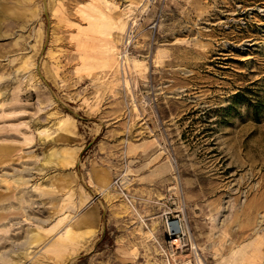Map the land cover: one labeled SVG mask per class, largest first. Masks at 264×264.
Segmentation results:
<instances>
[{
    "label": "rangeland",
    "instance_id": "rangeland-1",
    "mask_svg": "<svg viewBox=\"0 0 264 264\" xmlns=\"http://www.w3.org/2000/svg\"><path fill=\"white\" fill-rule=\"evenodd\" d=\"M169 246L264 264V0H0V264Z\"/></svg>",
    "mask_w": 264,
    "mask_h": 264
},
{
    "label": "bare ground",
    "instance_id": "bare-ground-1",
    "mask_svg": "<svg viewBox=\"0 0 264 264\" xmlns=\"http://www.w3.org/2000/svg\"><path fill=\"white\" fill-rule=\"evenodd\" d=\"M65 132V131H64ZM52 153H48L46 158L50 159L51 158ZM60 161V160H59ZM28 179V178H27ZM15 182L17 183H23L26 181V178H24L23 176H18L16 178H14ZM13 180V181H14ZM29 181V180H28ZM104 182V181H103ZM40 184V183H39ZM56 186V185H55ZM36 187V185H35ZM38 187V186H37ZM41 187H39L40 189ZM39 191V190H38ZM132 204V203H131ZM126 207V206H125ZM6 217V216H5ZM19 217V216H18ZM27 217V216H26ZM96 220L93 217H84L82 218L80 221L76 222V224H71V225H67L68 227L65 229L64 233H66V236H69L70 233H74V234H78L80 235V233H89V232H95L93 224H95ZM183 224H181L179 221H173L171 224H169V228L171 230H176L175 232L184 234V229H183ZM146 233V232H145ZM72 237V236H71ZM65 238V236H64ZM68 238V237H67ZM43 239V237H41L40 234L38 233H34L33 236L31 237V243H35L38 244L41 240ZM70 239V238H69ZM177 240V239H176ZM57 242V241H56ZM55 242V243H56ZM54 243V244H55ZM57 244V243H56ZM58 245V244H57ZM60 246V243H59ZM174 246V245H173ZM7 249V248H6ZM3 251V250H2ZM175 250H171V252H174ZM168 261V260H167ZM169 264H172L171 262L168 261Z\"/></svg>",
    "mask_w": 264,
    "mask_h": 264
},
{
    "label": "built area",
    "instance_id": "built-area-1",
    "mask_svg": "<svg viewBox=\"0 0 264 264\" xmlns=\"http://www.w3.org/2000/svg\"><path fill=\"white\" fill-rule=\"evenodd\" d=\"M115 183L117 185V187L119 188V191L121 192V194L127 199V200H132L131 198V193H129V191L127 190V188L124 186V183L119 179L116 178ZM180 219H169V217H166L165 219V226H166V232L168 237H170L171 239H174V237H180L181 233L175 232L176 230H171L169 228V224H171L173 221H178ZM173 246L169 248H164V252H165V258L166 260H168L171 263H176L175 261V256H176V251L171 252V250H173ZM175 250V249H174ZM185 264V263H184Z\"/></svg>",
    "mask_w": 264,
    "mask_h": 264
}]
</instances>
